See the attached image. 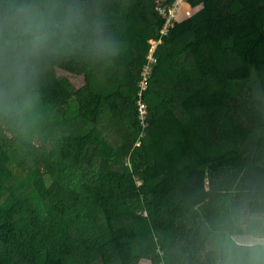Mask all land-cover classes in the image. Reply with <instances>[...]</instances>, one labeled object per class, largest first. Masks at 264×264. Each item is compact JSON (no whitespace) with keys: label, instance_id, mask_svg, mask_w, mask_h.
I'll list each match as a JSON object with an SVG mask.
<instances>
[{"label":"trees","instance_id":"obj_1","mask_svg":"<svg viewBox=\"0 0 264 264\" xmlns=\"http://www.w3.org/2000/svg\"><path fill=\"white\" fill-rule=\"evenodd\" d=\"M158 1L75 0L33 59L26 118L0 115V264H209L206 225L264 200V0H187L142 88Z\"/></svg>","mask_w":264,"mask_h":264},{"label":"clouds","instance_id":"obj_2","mask_svg":"<svg viewBox=\"0 0 264 264\" xmlns=\"http://www.w3.org/2000/svg\"><path fill=\"white\" fill-rule=\"evenodd\" d=\"M84 25L75 0H0V115L26 118L33 59ZM204 245L209 264H264V200L228 207L206 225Z\"/></svg>","mask_w":264,"mask_h":264},{"label":"built area","instance_id":"obj_3","mask_svg":"<svg viewBox=\"0 0 264 264\" xmlns=\"http://www.w3.org/2000/svg\"><path fill=\"white\" fill-rule=\"evenodd\" d=\"M164 1L165 0H159L156 4V9L159 11V14L161 15L163 19V24L160 30V37L158 39L149 40L151 42L150 44H152V52L151 54H148L149 55L148 60L149 59L153 60V62L155 63H156V57L154 56L153 53L157 45L162 41L161 38L167 35L170 32V30L174 27L175 23L178 21L177 10L181 7V4L183 3L184 0H172L171 2H164ZM150 66L152 65L150 64L149 61L144 65L142 69V77L145 76ZM145 87H142V88H145ZM139 109L142 114V117L144 118L145 112H146V105L141 100L139 101Z\"/></svg>","mask_w":264,"mask_h":264},{"label":"rangeland","instance_id":"obj_4","mask_svg":"<svg viewBox=\"0 0 264 264\" xmlns=\"http://www.w3.org/2000/svg\"><path fill=\"white\" fill-rule=\"evenodd\" d=\"M184 3V4H183ZM182 4V7H180L178 10H177V15H178V21H182L190 16H192L193 14H195L196 12H198L201 8H202V4L201 3H198V4H195V5H192L190 2H183ZM186 3H187V6H186ZM185 5V6H184ZM150 42V41H149ZM151 43V42H150ZM152 52V44L150 45V49H149V52L148 54H151ZM149 55H147V58H148ZM150 62V64L152 66H150L145 74V76L143 77V79L140 81V85H142V87H145L146 86V81L149 79L150 75H151V72H152V67H153V64L155 62H153V60H148ZM118 125L117 122L114 120V122H112L110 124V129H113L114 127L113 126H116ZM139 264H152V261L151 259H148V258H144L142 260H140Z\"/></svg>","mask_w":264,"mask_h":264},{"label":"crops","instance_id":"obj_5","mask_svg":"<svg viewBox=\"0 0 264 264\" xmlns=\"http://www.w3.org/2000/svg\"><path fill=\"white\" fill-rule=\"evenodd\" d=\"M184 4V3H183ZM185 6V5H184ZM186 6H187V3H186ZM182 7V6H181Z\"/></svg>","mask_w":264,"mask_h":264}]
</instances>
